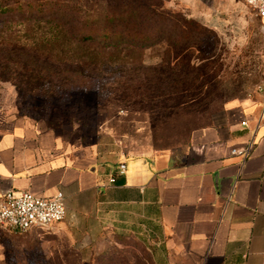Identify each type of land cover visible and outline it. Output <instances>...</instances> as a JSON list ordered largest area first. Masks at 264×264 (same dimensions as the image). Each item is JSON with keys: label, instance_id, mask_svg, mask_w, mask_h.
Returning a JSON list of instances; mask_svg holds the SVG:
<instances>
[{"label": "crops", "instance_id": "obj_1", "mask_svg": "<svg viewBox=\"0 0 264 264\" xmlns=\"http://www.w3.org/2000/svg\"><path fill=\"white\" fill-rule=\"evenodd\" d=\"M262 101L257 93L229 100L215 124L193 131L175 153L108 162L67 149L39 125L1 121L0 196L61 192L66 216L56 227L77 248L105 250L128 236L153 264H264ZM247 145L246 159L230 154Z\"/></svg>", "mask_w": 264, "mask_h": 264}, {"label": "trees", "instance_id": "obj_2", "mask_svg": "<svg viewBox=\"0 0 264 264\" xmlns=\"http://www.w3.org/2000/svg\"><path fill=\"white\" fill-rule=\"evenodd\" d=\"M167 2L0 0V15H17L0 24V82L56 97L109 81L111 100L149 114L200 111L225 90L218 40ZM102 264H119L115 252Z\"/></svg>", "mask_w": 264, "mask_h": 264}, {"label": "rangeland", "instance_id": "obj_3", "mask_svg": "<svg viewBox=\"0 0 264 264\" xmlns=\"http://www.w3.org/2000/svg\"><path fill=\"white\" fill-rule=\"evenodd\" d=\"M204 2L188 7L168 0L166 5L209 28L218 40V80L225 92L213 97L202 110L193 106L171 114L162 110L149 114L138 106L111 100L106 92L114 84L109 81L101 89L91 87L56 97L24 94L11 83L0 82V122L39 125L54 132L67 149L85 150L106 162L121 156H153L185 148L193 131L215 124L229 100L246 95L264 78V26L240 1ZM16 18L13 13L0 15V24ZM112 251L119 264H152L144 246L133 237H113L110 246L101 250L71 245L57 227L25 233L0 228V264H102Z\"/></svg>", "mask_w": 264, "mask_h": 264}, {"label": "built area", "instance_id": "obj_4", "mask_svg": "<svg viewBox=\"0 0 264 264\" xmlns=\"http://www.w3.org/2000/svg\"><path fill=\"white\" fill-rule=\"evenodd\" d=\"M251 10L253 15L264 26V0H237ZM264 64V53L261 55ZM257 93L262 95V112L264 118V78L247 91V96ZM243 125L245 123H242ZM251 146L233 149L230 154L246 159ZM125 173V165H118L116 175ZM115 181V176L110 177L109 183ZM64 195L57 192L49 197H42L29 192L6 191L0 196V228L12 233H25L30 230H45L56 228L66 216Z\"/></svg>", "mask_w": 264, "mask_h": 264}]
</instances>
